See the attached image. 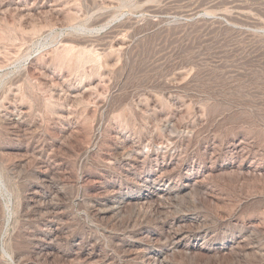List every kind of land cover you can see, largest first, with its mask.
I'll return each mask as SVG.
<instances>
[{"label": "rangeland", "instance_id": "obj_1", "mask_svg": "<svg viewBox=\"0 0 264 264\" xmlns=\"http://www.w3.org/2000/svg\"><path fill=\"white\" fill-rule=\"evenodd\" d=\"M0 264H264V0H0Z\"/></svg>", "mask_w": 264, "mask_h": 264}]
</instances>
